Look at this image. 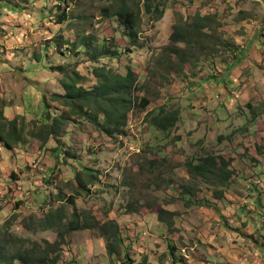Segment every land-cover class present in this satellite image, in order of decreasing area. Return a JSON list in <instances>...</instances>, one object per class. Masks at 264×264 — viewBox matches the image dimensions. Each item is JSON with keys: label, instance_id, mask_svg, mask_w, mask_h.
I'll return each mask as SVG.
<instances>
[{"label": "rangeland", "instance_id": "rangeland-1", "mask_svg": "<svg viewBox=\"0 0 264 264\" xmlns=\"http://www.w3.org/2000/svg\"><path fill=\"white\" fill-rule=\"evenodd\" d=\"M148 1L163 10L160 19L145 13L144 0H0V130L6 118L17 119L22 136L11 149L0 140V250L10 256L0 264H22L9 246L15 239L30 241L24 250L43 247L44 261L34 264L210 262L239 237L264 247L257 223L264 215L256 222L245 201L264 175V80L241 59L250 43L263 41L264 0ZM123 6L140 18L136 41L116 17ZM187 22L206 26L194 43L177 45L184 60L167 49L175 27ZM100 65L138 79L126 129L111 137L72 118L58 140L48 138L45 98L53 118L67 110L52 97L65 93L59 68L76 70L92 89ZM163 109L179 115L168 133L152 125ZM207 156L228 163L229 182L188 173V163ZM60 208L65 226L45 230L39 221ZM92 219L118 224L115 253L96 246L89 258L91 242L107 248L101 231L67 229Z\"/></svg>", "mask_w": 264, "mask_h": 264}, {"label": "trees", "instance_id": "trees-1", "mask_svg": "<svg viewBox=\"0 0 264 264\" xmlns=\"http://www.w3.org/2000/svg\"><path fill=\"white\" fill-rule=\"evenodd\" d=\"M145 13L157 14L155 18L160 19L163 15V10H159V6H156L152 10L148 0H144ZM154 11V12H153ZM118 21L126 26L129 36L133 41L137 40L138 22L139 16L134 12L131 7L123 6L116 12ZM210 17H201L200 21L205 22ZM62 20H66V16H63ZM203 23H195L194 25L182 23L175 27V32L171 39L175 46L169 47L167 53L179 55L183 58V54H186L180 47L182 43H194L193 36L199 34L205 28ZM103 46H105V43ZM111 54V53H110ZM109 52L102 51V55H110ZM116 55V53L111 54ZM187 59V58H186ZM185 60V59H184ZM183 60V62H184ZM187 61V60H186ZM60 72L65 75V78L61 81V84L65 90L64 94L54 93L53 100L58 101L61 105L67 107V110L63 111L60 116L53 118L49 112L50 108L45 98L46 115H45V129L48 132V138L59 139L65 132V128L68 124L73 122L72 118L84 119L92 123L97 129L108 136L113 137L126 129L128 126L131 112L134 110L135 101L132 99V93L136 88L138 79L133 71H128L126 75H121L112 71V69L105 65L96 66L93 70L97 83L92 89H87L83 86V81L86 79L76 70H68V68L60 67ZM150 101L146 98L142 99L141 107L145 110L149 107ZM2 119L5 118L4 112L0 113ZM179 122V115L177 113H167L166 109H163L158 115L152 118V125L156 128L164 131L171 132ZM17 135L18 140L21 139L18 131V120H9L6 118V123L2 125L0 130V140L4 141L8 148H13L12 139ZM188 173L193 178H201L210 184H215L217 181L225 184L233 177V172L229 170L228 163L222 158H214L207 156L202 159L198 164L194 162L188 163ZM78 187L81 190L86 189V185L82 182L80 177L76 178ZM91 184V182H90ZM222 193L215 195L220 199ZM222 196V195H221ZM163 211H160L159 216L162 218ZM67 219L66 213L62 208L51 211L47 217L40 220L39 223L45 228V230H51L58 226H65L64 220ZM87 221H71L67 223V229L69 231L86 230L88 228H95L101 231V236L105 238L107 242V250L110 254L115 253L114 245L119 244V226L115 221H108L102 223L97 219H92L93 223L88 224ZM29 240L15 239L9 242V246L15 252L16 259L22 264H34V260L41 261L42 256H38L39 250H44L39 244L34 245L32 249L24 250ZM9 250V248H8ZM6 250H0V261L6 263L9 261ZM48 257L50 255L48 254ZM60 255L54 256V263L59 261Z\"/></svg>", "mask_w": 264, "mask_h": 264}, {"label": "crops", "instance_id": "crops-1", "mask_svg": "<svg viewBox=\"0 0 264 264\" xmlns=\"http://www.w3.org/2000/svg\"><path fill=\"white\" fill-rule=\"evenodd\" d=\"M259 39L254 43L253 42L250 43L249 45L250 52L248 54V58L243 57L241 59H243L242 62H245L246 64L245 67L253 66V68H255V69H251V73H256L257 75H261V79H259L258 82H263L262 80H264V70L259 69V67L264 66L263 64L264 63V37H262L263 41ZM259 158L260 157H258V160ZM260 162L262 163V161ZM262 167L264 168V163H262ZM258 180L261 181L260 185H257L253 181L251 182V180L250 182L256 185L259 192L254 191L253 189H250V191L245 193V195L251 196L250 198H248V200H245L247 204L246 208L252 212L251 215L256 219V222H257V218L260 219V217H263L264 215V175H262V177ZM258 193H260L259 195L260 197H258ZM257 223H258L261 235L264 234V217H263L262 223L260 224L259 222ZM238 239L239 241L236 244L231 243L228 246V249L216 251V253L218 254L222 253L221 256L219 255L216 258V260H213V261L211 260L210 262H207L206 259L210 260L212 258L202 257L201 260H199L198 262H194L192 264H264V247L263 246L253 245V243L251 244L249 240L247 239L246 241L242 240L241 237H239ZM89 245H90V248H89L90 254L88 256L89 258H92V255H94L96 246H98L99 249L103 248L107 250L104 241L98 240V242H94V243L91 242V244ZM231 247H235V248H231ZM79 255L81 256V254L78 252L77 257H79Z\"/></svg>", "mask_w": 264, "mask_h": 264}, {"label": "built area", "instance_id": "built-area-1", "mask_svg": "<svg viewBox=\"0 0 264 264\" xmlns=\"http://www.w3.org/2000/svg\"><path fill=\"white\" fill-rule=\"evenodd\" d=\"M4 187V185H2V183H0V187ZM22 195V197L25 199V198H29V197H31V193L30 192H28V191H24V193L23 194H21Z\"/></svg>", "mask_w": 264, "mask_h": 264}, {"label": "clouds", "instance_id": "clouds-1", "mask_svg": "<svg viewBox=\"0 0 264 264\" xmlns=\"http://www.w3.org/2000/svg\"><path fill=\"white\" fill-rule=\"evenodd\" d=\"M257 184H259V185H260V184H261V181H260V180H258V181H257Z\"/></svg>", "mask_w": 264, "mask_h": 264}]
</instances>
